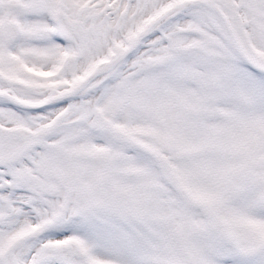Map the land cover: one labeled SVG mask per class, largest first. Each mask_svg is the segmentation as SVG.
Instances as JSON below:
<instances>
[{
	"label": "snow or ice",
	"instance_id": "1",
	"mask_svg": "<svg viewBox=\"0 0 264 264\" xmlns=\"http://www.w3.org/2000/svg\"><path fill=\"white\" fill-rule=\"evenodd\" d=\"M0 264H264V0H0Z\"/></svg>",
	"mask_w": 264,
	"mask_h": 264
}]
</instances>
